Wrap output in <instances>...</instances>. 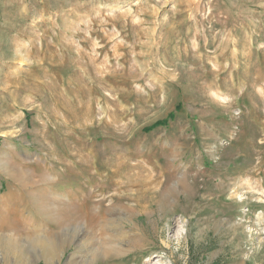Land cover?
<instances>
[{"label":"rangeland","instance_id":"374dc122","mask_svg":"<svg viewBox=\"0 0 264 264\" xmlns=\"http://www.w3.org/2000/svg\"><path fill=\"white\" fill-rule=\"evenodd\" d=\"M0 264H264V0H0Z\"/></svg>","mask_w":264,"mask_h":264},{"label":"trees","instance_id":"16d2710c","mask_svg":"<svg viewBox=\"0 0 264 264\" xmlns=\"http://www.w3.org/2000/svg\"><path fill=\"white\" fill-rule=\"evenodd\" d=\"M160 122H165V120H163V121H160ZM160 122H157L156 124H159Z\"/></svg>","mask_w":264,"mask_h":264}]
</instances>
